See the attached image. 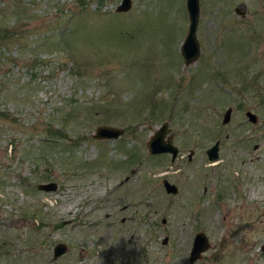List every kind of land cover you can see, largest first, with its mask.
<instances>
[{"label":"rangeland","instance_id":"374dc122","mask_svg":"<svg viewBox=\"0 0 264 264\" xmlns=\"http://www.w3.org/2000/svg\"><path fill=\"white\" fill-rule=\"evenodd\" d=\"M120 1L0 0V264H264V0H199L188 64L186 0Z\"/></svg>","mask_w":264,"mask_h":264},{"label":"water","instance_id":"95a60500","mask_svg":"<svg viewBox=\"0 0 264 264\" xmlns=\"http://www.w3.org/2000/svg\"><path fill=\"white\" fill-rule=\"evenodd\" d=\"M132 0H121L116 7V11H126L130 8ZM186 9L188 13V27L185 37L182 41L180 50L183 56L185 64L190 63L196 59L199 55V42L196 35V28L199 17V0H186ZM246 2L239 1L234 10L239 15H244L246 12ZM232 107H228L223 115L222 122L226 123L230 119ZM248 119L252 122L257 121V114L251 110L246 111ZM124 129L121 127L111 125H99L96 127L93 135L96 138H115L123 133ZM170 132L168 121L164 120L160 126L155 130L154 134L150 139L147 140V148L151 154H158L168 152L171 154V161L174 160L178 153V146L173 142V135ZM169 133V134H168ZM219 143L217 139L210 147L206 149L208 160L215 161L219 156ZM191 156V154H189ZM164 186L166 191L169 193H175L177 187L175 184L169 182L167 179L164 180ZM42 190H54L56 183L54 181L42 182L37 185ZM164 221V219H163ZM167 241V236L163 238V242ZM210 247V242L207 234L198 230L192 241V246L189 252V260L195 261L202 257V253ZM67 245L65 242H57L53 247V256L57 257L66 251ZM264 250V243L262 244Z\"/></svg>","mask_w":264,"mask_h":264},{"label":"flooded vegetation","instance_id":"af4514ba","mask_svg":"<svg viewBox=\"0 0 264 264\" xmlns=\"http://www.w3.org/2000/svg\"><path fill=\"white\" fill-rule=\"evenodd\" d=\"M189 158H190V156H189ZM165 179H167V178H164L163 179V186H164V180ZM168 180V179H167ZM169 182H171L170 180H168ZM171 183H173V184H175L174 182H171ZM176 185V184H175ZM176 187H177V191L175 192V193H177L178 192V190H179V188H178V186L176 185ZM164 188H165V186H164ZM165 190H166V188H165ZM167 192V191H166ZM169 193V192H168ZM175 193H173V194H175Z\"/></svg>","mask_w":264,"mask_h":264}]
</instances>
